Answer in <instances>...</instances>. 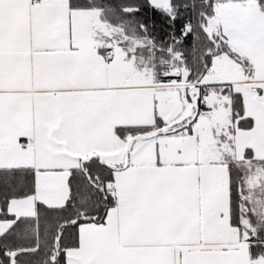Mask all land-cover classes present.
I'll return each instance as SVG.
<instances>
[{"label": "snow or ice", "instance_id": "obj_1", "mask_svg": "<svg viewBox=\"0 0 264 264\" xmlns=\"http://www.w3.org/2000/svg\"><path fill=\"white\" fill-rule=\"evenodd\" d=\"M0 264H264V0H0Z\"/></svg>", "mask_w": 264, "mask_h": 264}]
</instances>
